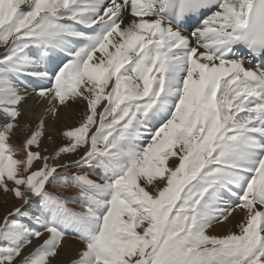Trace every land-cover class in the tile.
Here are the masks:
<instances>
[{
	"label": "snow or ice",
	"instance_id": "1",
	"mask_svg": "<svg viewBox=\"0 0 264 264\" xmlns=\"http://www.w3.org/2000/svg\"><path fill=\"white\" fill-rule=\"evenodd\" d=\"M0 193V264H264V0H0Z\"/></svg>",
	"mask_w": 264,
	"mask_h": 264
},
{
	"label": "bare ground",
	"instance_id": "2",
	"mask_svg": "<svg viewBox=\"0 0 264 264\" xmlns=\"http://www.w3.org/2000/svg\"><path fill=\"white\" fill-rule=\"evenodd\" d=\"M46 106H47L46 102L38 101V99L32 93L31 89H29V98L27 99V101L25 102V105H24L25 115H24V119L21 121V124L22 125L23 124H30L34 128V124H35L36 119L41 115V113L44 112ZM81 107L82 106H74L71 109L62 110L60 112L59 118L56 120H53V118L50 116L47 117L48 124L50 126L49 130L59 132L60 130L76 126V124L80 118ZM53 125H54V128L52 127ZM27 135H30V132L24 131V132L19 133L16 136H14L12 138L13 145L18 146L20 144L21 140H23V138ZM59 142H60L59 139H57L54 142H48L46 139H44V140H42L41 147L42 148L46 147L50 153V152H52L53 148ZM72 171H75V170L74 169H66L64 171V173H62V174H71ZM48 187H49V190L57 192L64 197H70V196L78 195V190L75 188H72L70 186L65 187V188H61V186H59V185L50 184ZM8 199L12 200V198L10 196ZM12 204L14 207V206H18L20 204V202L19 201H17L16 203L12 202ZM71 206L75 207L77 209H80V207H81L79 202L74 203ZM236 220H239V216L236 217ZM234 223H235V221H232L229 224L215 225L211 231L215 234H223L229 228H233ZM233 230H235V229L233 228ZM37 243H39V242L34 241L33 246H35ZM79 247H80V244L77 241L69 239L66 242L65 250L61 252L60 258L58 259L56 264H65V262L67 260L71 259V257L75 253V250Z\"/></svg>",
	"mask_w": 264,
	"mask_h": 264
},
{
	"label": "rangeland",
	"instance_id": "3",
	"mask_svg": "<svg viewBox=\"0 0 264 264\" xmlns=\"http://www.w3.org/2000/svg\"><path fill=\"white\" fill-rule=\"evenodd\" d=\"M11 197V196H10ZM8 197H5L3 193H0V219L6 214L8 210H10L13 207L12 202H17L18 200L13 199H8Z\"/></svg>",
	"mask_w": 264,
	"mask_h": 264
}]
</instances>
